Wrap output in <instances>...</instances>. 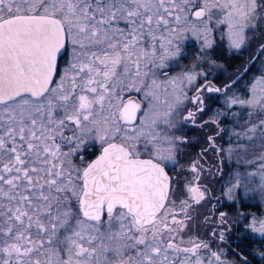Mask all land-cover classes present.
<instances>
[{
	"label": "snow or ice",
	"instance_id": "1",
	"mask_svg": "<svg viewBox=\"0 0 264 264\" xmlns=\"http://www.w3.org/2000/svg\"><path fill=\"white\" fill-rule=\"evenodd\" d=\"M217 12L230 47L240 49L246 29L264 23V0H0V264H225L203 240L176 242L185 220L166 203L172 190L166 165L175 163L177 143L183 142L170 130L181 122L196 124L205 110L204 90H223L207 82L197 86L202 73L185 70L165 81L171 99L161 111V85L153 78L145 93L152 101L136 128L118 121L131 125L140 105L124 104L116 95L125 78L140 91L137 85L151 69L166 68L180 56L172 38L182 39L180 32L202 39V50L212 48L209 24ZM66 39L73 50L57 82V57ZM188 87L196 89L191 96ZM186 101L194 107L180 121ZM227 104L259 109L264 117V76L249 99L233 96ZM221 114L204 123L217 124ZM161 123L165 128L158 130ZM70 124L72 135L66 136ZM89 140L102 150L81 168L73 157ZM208 140L215 147L214 137ZM141 143L153 158L140 159ZM191 172L199 181L197 163ZM239 186L238 181L228 189L229 199ZM185 187L195 204L205 200L207 190L199 184ZM180 203L189 219L188 200ZM226 223L221 212L219 224ZM245 228L264 238V218L253 217ZM201 249L209 250L207 261ZM256 255L264 260V251ZM239 264H249L248 257Z\"/></svg>",
	"mask_w": 264,
	"mask_h": 264
},
{
	"label": "flooded vegetation",
	"instance_id": "2",
	"mask_svg": "<svg viewBox=\"0 0 264 264\" xmlns=\"http://www.w3.org/2000/svg\"><path fill=\"white\" fill-rule=\"evenodd\" d=\"M211 28L212 48L202 50V39L198 40L193 36V39L183 45L184 52L178 56V61L170 62L163 69H151L149 76L144 78V84L137 85L140 91L135 87L129 88L127 78L123 85H117L116 95L122 103L131 101L140 105L136 119L131 125L126 126L123 121L118 122L122 128L140 126V120L152 101L151 97L146 98L145 93L154 78L153 72L157 76H166L170 73L179 75L185 70H194L202 73L197 77V86L207 82L221 88L223 91L218 93L204 90L202 98L205 101V110L197 114L196 124L192 121L181 122L177 129L170 130V134L182 137L183 142L177 143L175 163L169 162L166 165L172 189L166 203L168 207L174 208L177 219L185 220L184 230L176 235L177 243L190 238L203 240L209 243L211 251H216L221 256L225 264H239L242 256L248 257L249 264H264V260L256 255L264 249V238L245 228L253 217H264V191L261 190L264 186V126L260 125V119L264 117L259 109L253 110L239 104L228 107L227 104V99L233 96L249 99L253 85L264 76V50H261V45H264V23L256 28L246 29V43L240 49L230 47L226 24L213 21ZM72 50L71 41L66 39L65 48L57 58L58 70L54 74V81L58 82L63 75L71 59ZM225 85L228 87L225 88ZM50 87H55V84ZM195 90V87H191L188 95L191 96ZM193 107L190 101L185 102L178 119L182 121L187 110ZM111 111L116 112L115 108ZM217 112L222 113L217 124L204 123L210 121ZM103 115L111 118L109 111H105ZM116 116H119L118 112ZM253 124L257 126L256 131L248 132L247 129ZM73 127L70 124L65 130L66 136L72 135L70 129ZM164 128L163 123L158 125V130ZM209 136L214 137L215 147H210ZM255 144H259L260 148H251V145ZM69 147L64 144L63 150L68 151ZM138 148L140 157L153 158L144 150L143 143L138 145ZM101 150L98 141H86L78 155L73 157V161L83 168L100 154ZM193 163H197L199 181L194 180L196 174L191 172ZM238 181L240 186L234 189V198L229 199L226 193ZM77 182L82 185L81 181ZM188 183L199 184L207 190L206 198L200 204L190 200L185 187ZM182 200H188L190 204L187 213L189 219H185V214L180 211ZM221 212L226 214L228 221L222 226L219 224ZM206 217H212V220L206 222ZM102 219L107 220V216L103 215ZM213 228L216 229L215 235ZM221 231L225 235L223 241L220 240ZM201 256L207 261L209 250L201 249Z\"/></svg>",
	"mask_w": 264,
	"mask_h": 264
},
{
	"label": "rangeland",
	"instance_id": "3",
	"mask_svg": "<svg viewBox=\"0 0 264 264\" xmlns=\"http://www.w3.org/2000/svg\"><path fill=\"white\" fill-rule=\"evenodd\" d=\"M219 18H221V14H220L219 12H217V13L213 16V19H212V21L210 22L209 26L211 27V23H212L213 21H217ZM189 20H190V21H194V18L191 16L190 13H189ZM194 22L196 23L197 27H202V25L200 24V22H198V21H194ZM171 26H172V27H177L174 23H173ZM161 31L163 32V27L161 28ZM164 35H167V33L165 32ZM178 35L182 36L183 38H182V39H176L175 37H172V38H173V40H174V43L177 44V45H179V47L181 48V53H182V52H184V51H183V45H184L185 43H187L188 41H190L191 39H193V36H194V35H192L191 31L180 32V33H178ZM202 41H203V40H202ZM156 48H157L158 51L160 50V49H159V43H158V42H157V44H156ZM178 60H179V59H178V57H177L175 60H169V61H167V64H169V63L172 62V61L176 62V61H178ZM183 66H184V65H182V67H183ZM189 68H190V67H189ZM183 72H184V71H183ZM174 76H177V74H176V75H173V73H170L169 75H166V76H157V75H155L154 78L160 83V85H165V81H166L167 79L171 78V77H174ZM256 82H257V81H256ZM190 88H191V87L186 88V91L188 92V94H189ZM171 91H172L171 87H160L159 89H157V92H158V94H159V96H160L159 107H160V110H161V111H165V110H166L165 102L171 99V97H170V95H169V94L171 93ZM250 95H252V92H251ZM186 103H187V101H186ZM184 106H185V104H184ZM263 146H264V145H263ZM251 148H255V149H257V148H260V145H259V144L251 145ZM77 183H78V182H77ZM69 195H70V194H69ZM72 206H73L74 209L77 208V209H75V211L77 210L76 212H79V210H78V202L75 201L74 198H73V200H72ZM261 218H264V217H261ZM34 231H35V230H34ZM257 235H258V234H257ZM261 251H264V249H261ZM113 259H115V257H113Z\"/></svg>",
	"mask_w": 264,
	"mask_h": 264
},
{
	"label": "water",
	"instance_id": "4",
	"mask_svg": "<svg viewBox=\"0 0 264 264\" xmlns=\"http://www.w3.org/2000/svg\"><path fill=\"white\" fill-rule=\"evenodd\" d=\"M62 50H63V49H62ZM62 50H61V52H62ZM61 52H60V53H61ZM60 53H59V54H60ZM59 54H58V56H59ZM57 58H58V57H57ZM99 155H100V154H98L97 156H99ZM97 156H96V157H97ZM96 157L93 158L90 162H92L94 159H96ZM150 158H151V157H140V159H145V160H146V159H150ZM90 162H89V163H90ZM86 165H87V164H86ZM86 165H85V166H86ZM166 172H167V170H166ZM167 173H168V172H167ZM168 175H169V173H168ZM169 177H170V176H169ZM78 210H79V205H78ZM102 216H103V215H102Z\"/></svg>",
	"mask_w": 264,
	"mask_h": 264
},
{
	"label": "trees",
	"instance_id": "5",
	"mask_svg": "<svg viewBox=\"0 0 264 264\" xmlns=\"http://www.w3.org/2000/svg\"><path fill=\"white\" fill-rule=\"evenodd\" d=\"M75 209H77V208H75ZM77 211V210H76Z\"/></svg>",
	"mask_w": 264,
	"mask_h": 264
}]
</instances>
